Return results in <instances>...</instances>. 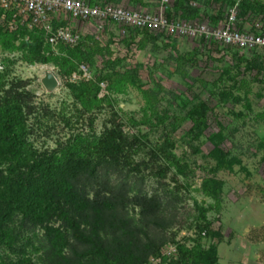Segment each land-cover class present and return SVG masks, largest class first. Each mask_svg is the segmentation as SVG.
<instances>
[{"label":"trees","instance_id":"trees-1","mask_svg":"<svg viewBox=\"0 0 264 264\" xmlns=\"http://www.w3.org/2000/svg\"><path fill=\"white\" fill-rule=\"evenodd\" d=\"M82 1L90 6L115 4L125 8L127 4L126 0H115L117 4L106 0ZM154 1L157 3L153 5L159 8L160 0ZM192 1L196 6H191ZM209 1L178 0L171 10H163L162 14L169 20L202 23L203 8L215 6L214 2L208 4ZM218 4L220 9L210 10L208 17L213 21L210 27H219L218 23L228 19L229 8H234V28L245 32L243 25L254 19L257 22L251 24L248 31L259 34L255 28L259 23L264 32V0H224ZM134 5L153 6L139 0ZM74 21L83 24L77 19ZM87 23L96 28L94 21L84 24ZM51 24L54 28L68 29L65 22L58 23L55 18ZM118 26L131 31L132 41L136 34L143 32L141 45H145L146 38L157 43L163 39V34L168 35ZM8 32L14 40L29 35L32 43L24 48L32 49V61L53 62L60 67L61 75L77 71L81 64L87 65L92 58L88 47L95 45L92 35L87 40L82 37L80 44L71 50L62 44L53 47L60 49L62 54L49 57L46 54L52 46L47 43L43 28L37 26L29 30L13 24L11 17L0 8V34ZM226 48L230 51L233 47ZM233 49V57L240 55L241 58L240 50ZM251 51L252 58L245 60L251 69L261 74L264 47H253ZM9 64L13 63L4 59L0 65V264H147L150 258L160 259L164 247L173 242L175 234L169 231L177 224L191 226L198 245L203 237L209 236L204 210L185 212L184 208L177 207L175 197L146 189V174L160 181L170 174L176 184L179 183L177 174L185 180L188 178L187 163L172 152L175 149L173 127L171 131L162 130L155 143L147 146L139 135L125 132L116 120V113L112 112L99 135L90 128V135H71L63 143L57 141L56 149H38L30 141L35 132L41 130L42 123L36 117L32 124L29 123L37 114L33 93L26 88V82L11 78ZM113 76L116 74H100L80 85H68L76 102L59 122L68 129L75 128L82 116L80 104L86 108L84 111L98 110L103 100L100 85L105 81L107 93L111 92ZM135 76L131 73L127 77ZM197 106L189 116L194 118V125L190 134H186L188 140L184 139L192 150L193 142L203 135L206 125L202 119L206 106ZM70 113L76 120L73 121ZM88 121L91 127L95 119L89 117ZM157 122H162L159 116ZM44 134L49 136L46 131ZM218 150L215 148L210 157H217ZM225 156L230 157V153ZM72 161L79 163V167L72 168ZM234 163L235 158H230L225 159L224 165ZM168 261L166 264H215V248L201 253L200 250L188 251L180 245L177 258Z\"/></svg>","mask_w":264,"mask_h":264},{"label":"rangeland","instance_id":"rangeland-1","mask_svg":"<svg viewBox=\"0 0 264 264\" xmlns=\"http://www.w3.org/2000/svg\"><path fill=\"white\" fill-rule=\"evenodd\" d=\"M175 1L178 0L167 1L168 9ZM223 1H209L208 4L214 2L215 6L203 8L205 16L200 22L213 26L208 17L210 10L220 9L218 3ZM106 2L116 3L115 0ZM125 2V8L145 6L134 5L137 0ZM62 18L63 22L70 21L83 39L94 38L95 45L88 47L92 55L86 65L91 75L88 80L77 77L75 82L72 74L77 71L61 75L60 67L53 62H33L32 49L24 48L32 43L29 35L14 40L9 32L0 34V63L4 59L12 62L8 65L11 78L26 82V88L33 93L37 114L29 123L34 122V117L42 122L41 130L36 131L30 141L38 149L53 150L57 148V141L63 143L71 135H90V128L99 135L112 112L116 113V120L125 132L139 135L147 146L155 143L162 130L171 131L173 127L175 149L172 152L187 163L188 178L185 180L177 174L179 183L176 184L170 174L163 181L146 174V189L175 197L177 207L184 208L185 212L204 210L210 234L198 245L191 226L177 224L169 231L175 238L164 247L157 264L176 259L180 245L201 253L214 247L215 264H264V71L257 74V70L247 64L253 56L251 49L239 51L242 57L234 58L233 48L228 51L216 43L169 34H163V39L157 43L146 38L145 45H141L144 36L141 31L132 41L129 29L124 35L121 33L124 28L113 23H106L103 32L98 33L95 29L92 31V26ZM255 22L249 19L246 25L250 27ZM225 24L226 21L217 25ZM58 54L62 51L51 47L46 55ZM47 71L58 80V87L50 94L40 83ZM108 73L116 74V78L111 77L113 88L111 86L112 91L108 93L107 83L102 81L100 108L84 111L86 108L80 104L79 124L71 129L64 127L58 119L66 117L68 109L76 102L68 85H80ZM131 73L136 76L128 78ZM200 104L206 106V115L202 118L206 125L203 135L193 142L192 150L184 139L188 140L186 134H190L194 125V118L189 116ZM70 116L74 117L73 113ZM157 116L162 122H157ZM89 117L95 119L91 127ZM44 131L49 136L45 137ZM215 148L220 150L213 159L210 155ZM228 152L230 157L225 156ZM230 158H235V163L224 165L225 159ZM70 166L79 167V163L72 161Z\"/></svg>","mask_w":264,"mask_h":264},{"label":"built area","instance_id":"built-area-1","mask_svg":"<svg viewBox=\"0 0 264 264\" xmlns=\"http://www.w3.org/2000/svg\"><path fill=\"white\" fill-rule=\"evenodd\" d=\"M168 0H160V6L155 12L131 10L115 5L90 6L82 0H0V8L11 17V22L27 29L41 26L46 32V41L52 47L59 44L76 47L80 44L82 35L72 29L54 28L52 20L57 15L77 19L83 24L94 21L96 32L102 33L107 22L125 27L148 30L151 33H165L205 43H216L223 47H233L246 51L253 47H264V32L261 25L255 24L259 34L249 31H239L234 28L236 10L229 11L226 24L213 28L206 23L184 22L166 19L162 11L166 9ZM14 26V25H13ZM125 35V30L121 31ZM88 80L91 78L88 66L80 65L77 72L72 74ZM158 258H150L147 264H157Z\"/></svg>","mask_w":264,"mask_h":264},{"label":"crops","instance_id":"crops-1","mask_svg":"<svg viewBox=\"0 0 264 264\" xmlns=\"http://www.w3.org/2000/svg\"><path fill=\"white\" fill-rule=\"evenodd\" d=\"M157 3V1H154V0H151V1H149L148 3L149 4H155V3ZM159 4H160V2H158ZM115 5V4H114ZM194 5L196 6V4L194 3ZM118 6V5H117ZM213 6V5H212ZM171 7L172 6H170L169 7V9L171 10ZM129 9H131V10H139V11H145V12H155V11H157L158 10V6H155V5H153V6H146V7H144V8H129ZM168 9V7H166V10H169ZM62 17H68V16H64V15H57L56 17H55V19H56V21L58 22V23H62L64 20H63V18ZM65 19V18H64ZM71 21H74V19H70ZM76 22V21H75ZM66 23V25H67V27H68V29H72V30H75L74 29V27L72 26V23H70V21H67V22H65ZM86 25H89V26H91V24H89V23H87ZM93 27V26H92ZM78 30V29H77ZM94 30V28L92 29V31ZM243 30L244 31H248L249 30V26H247L246 24H244L243 25ZM79 31V30H78ZM79 33H80V31H79ZM81 35H82V33H81ZM82 37H83V35H82ZM188 39H190V38H188ZM81 41H82V38H81Z\"/></svg>","mask_w":264,"mask_h":264},{"label":"water","instance_id":"water-1","mask_svg":"<svg viewBox=\"0 0 264 264\" xmlns=\"http://www.w3.org/2000/svg\"><path fill=\"white\" fill-rule=\"evenodd\" d=\"M40 83L47 94L52 93L58 87V80L56 79V76L50 71L44 73Z\"/></svg>","mask_w":264,"mask_h":264}]
</instances>
